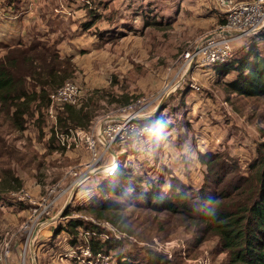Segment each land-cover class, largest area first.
I'll return each instance as SVG.
<instances>
[{"label":"rangeland","instance_id":"1","mask_svg":"<svg viewBox=\"0 0 264 264\" xmlns=\"http://www.w3.org/2000/svg\"><path fill=\"white\" fill-rule=\"evenodd\" d=\"M245 1L251 0H0V58L4 45L39 43L59 58L69 59L73 74L66 82L78 87L81 99L94 98L98 108L83 130L93 134L100 155L90 168L85 144L62 146L58 137L63 132L50 140L60 106H55L54 115L46 111L42 126L32 118L22 134L6 135L20 159L1 155L0 169L13 170L20 178L19 194L9 197L18 201L24 193L20 199L26 209L14 214L0 202V264L3 260L8 264H116L113 252L94 258L89 241L123 237L110 225L71 211L94 197H104L98 195L104 180L96 179L105 177L104 169L116 153L119 168L126 164L146 188L158 182L167 189L175 184L174 177L195 196L206 174L199 155L219 154L237 164L239 172L228 171L227 178L246 174L257 147L264 148V123L257 122V116L264 115V101H235L234 107L243 108L238 113L230 104L235 98L225 96L227 83L237 74L226 70V75L215 77L214 69L233 53L235 59L244 53L251 43L249 36L264 29L262 25L253 34L217 35L226 12ZM146 19L161 23L145 26ZM112 25L118 27L110 32L107 27ZM221 36L235 38L225 61L210 65L199 60L195 67L187 66L186 52L206 38ZM258 49L264 50V43L259 42ZM130 115H149L140 122L143 133L140 128L133 130L130 141L108 145L96 134L107 125L117 127ZM77 129L81 128L72 131ZM43 200L52 204L40 214ZM67 219L84 222L77 227L81 236L76 245L69 244L65 233L54 231ZM47 224L49 236L39 239V229ZM90 225L97 228L92 232ZM29 232L35 238L32 246L24 248ZM160 238H151V243L128 241L131 248L125 249L137 257L138 264H144L145 247L182 264H230L217 239L189 250L188 243L194 240L180 227H174L168 238ZM5 243L8 255L4 257ZM86 250L89 255L83 254Z\"/></svg>","mask_w":264,"mask_h":264},{"label":"trees","instance_id":"2","mask_svg":"<svg viewBox=\"0 0 264 264\" xmlns=\"http://www.w3.org/2000/svg\"><path fill=\"white\" fill-rule=\"evenodd\" d=\"M143 22L145 26L161 23L147 19ZM225 23V20L221 21V24ZM107 28L110 32L116 30L114 25ZM249 38L251 43L244 53L242 51L236 59L233 53L225 64L214 68L215 77L226 75V70L237 74L227 83L225 96L227 100L232 96L235 98L230 104L238 113L243 112V108L234 107L235 101H264V50L258 49L259 42L264 43V29ZM2 48L5 51L0 58V156L6 155L8 160H14L15 156L18 162L19 151L8 143L6 135L22 134L32 118L42 126L50 95L71 79L73 70L69 59L59 58L53 49L39 43L28 47L20 43L4 45ZM219 70L223 72L218 73ZM58 109L56 125L51 129L52 141L57 132L87 128L98 108L94 98L79 97L75 105L63 104ZM257 117V122L264 123V115ZM257 151L246 174L238 173L229 178L228 171L239 172L237 164L229 163L219 154L199 155L198 160L206 168V174L203 187L196 196L174 177L171 181L175 184H170L167 189L158 182L146 188L145 181L141 183V178L135 179L124 164L112 177L96 179L104 180L98 186V195L104 197H94L87 205L73 206L71 211L106 223L123 237L105 242L97 238L89 241L94 257L113 252L116 264H138L137 257L125 249L131 248L128 241L151 243V238L159 236L164 240L174 227H180L192 236L194 242L188 243L189 250L217 239L230 264H264V148L259 145ZM221 184L226 186L223 188ZM21 188L22 182L13 170L0 169V202L12 208L10 212L14 214L26 209L24 203L9 197ZM82 222L67 219L54 231L65 233L70 239L69 244L76 245L77 237L81 236L77 227ZM88 228L92 231L97 225ZM144 249L147 254L144 264H182L180 259L173 262L149 247Z\"/></svg>","mask_w":264,"mask_h":264},{"label":"built area","instance_id":"3","mask_svg":"<svg viewBox=\"0 0 264 264\" xmlns=\"http://www.w3.org/2000/svg\"><path fill=\"white\" fill-rule=\"evenodd\" d=\"M226 23L220 28L223 31H232L235 30L237 32H242L245 35L253 34L257 32V28L264 25V0H251L240 2L234 4L227 12H226ZM259 26V27H258ZM235 38L230 37H210L206 38L204 42H202L194 51L186 52L183 55V60L187 64V66L195 67L197 61H205L206 63L213 65L217 63H221L228 58L230 51V41H233ZM80 97V92L78 87L72 82H65L61 87L56 89L50 95V105L48 108V113L50 115H54V111H56L55 106H61L63 104L74 105L77 103ZM126 111V110H124ZM130 113L129 111H127ZM135 116H127L122 118L119 121V125L117 127H112V125H107L102 129V132L96 131V134L107 140L108 145L112 144H122L128 142L132 139V131L140 128V133H143V129H141V123L134 121ZM56 125V118L54 126ZM58 137L60 144L62 146L68 147L69 145H73L77 147V145L85 144L86 150L89 151L91 155V165L90 168L95 166L100 159L99 151L97 145L95 143L93 134L89 130L77 129V130H69L65 133H62ZM57 134H55L56 136ZM116 163V164H115ZM119 168V162L112 161L110 165H108L104 169V173L106 177H112ZM18 191L17 195L19 194ZM24 194V193H23ZM23 194L18 196V201H22ZM21 198V199H20ZM50 201L43 200V209L40 214H43L45 210L48 209L51 203ZM47 203H49L47 205ZM35 236H31V232H29L27 236L26 243L24 248L27 246H32L33 240ZM4 257L8 255L7 244H4ZM89 255V251L86 250L83 254ZM100 257L99 255L97 256ZM94 257V258H97ZM1 264H8L6 261H2Z\"/></svg>","mask_w":264,"mask_h":264},{"label":"crops","instance_id":"4","mask_svg":"<svg viewBox=\"0 0 264 264\" xmlns=\"http://www.w3.org/2000/svg\"><path fill=\"white\" fill-rule=\"evenodd\" d=\"M117 27V26H116ZM81 152H84V151H81ZM86 155H87V153L86 152H84ZM116 153V152H115ZM111 157L113 158V159H111V161H109V163H108V165H110V163L112 162V161H117V162H119V157H118V155H117V153H116V155L115 156H113V155H111ZM48 224L47 225H44L43 227H41L40 229H39V232H38V237H39V239H41L42 237H44V236H49L48 234V232H47V229H48ZM46 233H47V235H46ZM40 241V240H39Z\"/></svg>","mask_w":264,"mask_h":264},{"label":"water","instance_id":"5","mask_svg":"<svg viewBox=\"0 0 264 264\" xmlns=\"http://www.w3.org/2000/svg\"><path fill=\"white\" fill-rule=\"evenodd\" d=\"M217 35H243V33L242 32H237V31H228V32L223 31V32L218 33ZM148 118H149V115L143 116V117H134L133 119H134V121L142 122V121H144V120H146Z\"/></svg>","mask_w":264,"mask_h":264},{"label":"bare ground","instance_id":"6","mask_svg":"<svg viewBox=\"0 0 264 264\" xmlns=\"http://www.w3.org/2000/svg\"><path fill=\"white\" fill-rule=\"evenodd\" d=\"M114 162H116V161H114ZM116 164V163H115Z\"/></svg>","mask_w":264,"mask_h":264}]
</instances>
